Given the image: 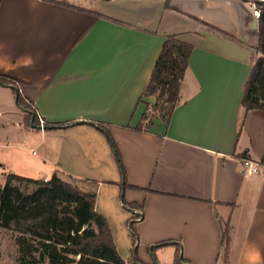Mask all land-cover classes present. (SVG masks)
<instances>
[{"label":"crops","instance_id":"0c3cea01","mask_svg":"<svg viewBox=\"0 0 264 264\" xmlns=\"http://www.w3.org/2000/svg\"><path fill=\"white\" fill-rule=\"evenodd\" d=\"M61 2L0 0V76L20 84L47 124H73L27 127L15 90L0 85V172L79 181L96 195L127 264L135 217L143 264H174L179 246L183 264H264V177L242 163L264 159V110L242 104L262 55L253 3ZM168 35L194 49L170 122L153 116L147 126L157 98L144 92ZM99 125L118 146L125 200L136 210L123 206L120 169Z\"/></svg>","mask_w":264,"mask_h":264},{"label":"trees","instance_id":"16d2710c","mask_svg":"<svg viewBox=\"0 0 264 264\" xmlns=\"http://www.w3.org/2000/svg\"><path fill=\"white\" fill-rule=\"evenodd\" d=\"M255 3L261 10L259 19L258 52L262 54L253 66L245 88L243 107L246 111L264 110V2ZM61 4L70 6L67 2ZM169 7V2H167ZM194 47L168 35L161 54L153 69L145 96H155L157 103L144 115V121L159 116L169 123L175 108L180 103V90ZM0 85L15 90L17 103L27 112L26 126L40 128L37 111L21 91L18 82L0 76ZM73 124L50 125L45 130L64 128ZM144 125L137 128L141 132ZM115 154L121 174V201L126 210H136L125 200L127 172L118 146L108 128L99 125ZM54 175L48 182L9 174L3 184L0 181V227L14 229L19 238L20 259L18 264H127L120 256L108 221L95 211L96 195L82 191L76 184ZM34 188L31 192L30 189ZM144 213V210L142 209ZM137 217L131 220L133 239V263L143 264L138 257L139 235L135 226ZM230 224L223 233L225 260L229 255ZM168 243L161 244L166 247ZM174 264H183L181 246ZM1 259V242H0Z\"/></svg>","mask_w":264,"mask_h":264},{"label":"rangeland","instance_id":"374dc122","mask_svg":"<svg viewBox=\"0 0 264 264\" xmlns=\"http://www.w3.org/2000/svg\"><path fill=\"white\" fill-rule=\"evenodd\" d=\"M65 2H69L70 0H62ZM84 2V1H82ZM261 2H264L261 0ZM262 58V55L259 59ZM258 57L255 56V64L259 60ZM9 174L0 172V181L4 184L6 178ZM70 181V179H67ZM75 184L81 189L82 184L79 181H76ZM34 188L30 189V192ZM21 234L15 231L14 229H5L0 227V242H1V259L0 264H18L20 259V245L19 238ZM164 259H170L169 251H166Z\"/></svg>","mask_w":264,"mask_h":264},{"label":"built area","instance_id":"2783aa9c","mask_svg":"<svg viewBox=\"0 0 264 264\" xmlns=\"http://www.w3.org/2000/svg\"><path fill=\"white\" fill-rule=\"evenodd\" d=\"M261 2V0H258ZM264 1V0H262ZM252 10H253V15L257 20L260 19L261 17V10L257 7L255 3L252 4ZM38 119L40 122V127L44 128L46 126V121L37 113ZM243 166H244V171L247 175L254 176H262L264 177V159L262 161H254L251 159H243L242 161ZM48 179H45L44 182H48Z\"/></svg>","mask_w":264,"mask_h":264},{"label":"water","instance_id":"95a60500","mask_svg":"<svg viewBox=\"0 0 264 264\" xmlns=\"http://www.w3.org/2000/svg\"><path fill=\"white\" fill-rule=\"evenodd\" d=\"M17 101V100H16ZM32 127H34L33 123H32Z\"/></svg>","mask_w":264,"mask_h":264}]
</instances>
